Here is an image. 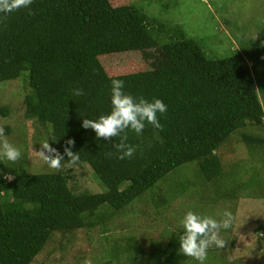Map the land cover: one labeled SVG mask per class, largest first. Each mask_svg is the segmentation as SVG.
<instances>
[{"label": "trees", "instance_id": "trees-1", "mask_svg": "<svg viewBox=\"0 0 264 264\" xmlns=\"http://www.w3.org/2000/svg\"><path fill=\"white\" fill-rule=\"evenodd\" d=\"M148 27L129 0H32L27 8L0 13V82L23 78V114L41 126L30 133L35 145L48 141L63 154L65 141L74 140L77 164L88 163L102 184L99 191H75L67 171H28L22 155L15 163L0 160V264H29L55 233L103 226L174 173L172 192L199 184L214 191V183L225 178L216 148L239 128L264 129V102L254 80L264 73V24L239 42V50L223 56L206 55L199 40L181 30L160 42ZM113 79L123 80L125 93L137 99L167 105L166 113L157 114L162 129L146 123L142 134L126 130V143L136 147L130 159L117 158L120 137L106 141L81 127L82 119L110 113ZM77 88L85 94L74 95ZM7 110L0 106L2 116ZM3 127L7 134L9 126ZM240 138L253 152L264 148V133L242 132ZM188 162L197 166L195 181L187 180L194 164L180 168ZM165 199L153 198L159 206ZM188 211L198 214L193 208L184 214ZM257 218L261 223L253 232L264 247V234L258 235L264 218ZM175 229L151 244L149 264H184L191 258L179 250L183 228ZM132 241L112 246L126 253L128 262L136 258Z\"/></svg>", "mask_w": 264, "mask_h": 264}, {"label": "rangeland", "instance_id": "rangeland-1", "mask_svg": "<svg viewBox=\"0 0 264 264\" xmlns=\"http://www.w3.org/2000/svg\"><path fill=\"white\" fill-rule=\"evenodd\" d=\"M129 1L144 13L148 29L158 41L175 38L176 33L181 30L185 36L199 40L202 50L208 56H223L239 50V44L253 37L264 24V0ZM155 26H158L160 31L156 32ZM118 58L115 57L117 60ZM124 58H128V55H124ZM254 80L258 87L259 100L264 102V73H259ZM26 90L21 77L0 82V106L8 107L7 115L2 116L0 113V126H9V132L5 135L10 143L20 149L26 170H49L51 168L35 152L40 150L34 142L36 137L34 134L30 135L32 132H38L41 126L36 123L34 117L23 114L22 97ZM242 132L262 136L264 129L252 126L239 128L216 148L214 153L218 156L222 168H225L223 171L226 174L223 173L225 178L222 175V178L214 183V191L199 184L197 187L190 185L180 193L172 192L174 185H171L178 178H175L178 173H174L161 180L157 188L145 191L103 226L76 229L64 236L55 233L29 264H65L75 259L90 264H149L148 251L151 244L163 241L165 230L182 227L180 223L184 213L191 208L200 215L217 220L222 219L225 211L231 212L234 217L232 227L220 232L227 248L210 247L204 264H264V254H261L264 247L257 241L253 232L261 223L257 217L264 218V148L255 152L246 148L240 138ZM0 160L1 163L7 161L4 158ZM192 164L194 162H188L180 168ZM190 169L187 180L191 182L197 178L194 176L197 166L194 164V168L192 166ZM62 170L71 175L68 185L75 191L95 192L102 189L100 180L96 178L88 163L71 167L64 165ZM232 181L233 183H229ZM198 182L199 179L196 183ZM231 192L233 196L229 195ZM158 194L166 198L164 206L156 205L153 200ZM257 211H261L260 216ZM240 229L246 230L240 232L243 233L241 236ZM260 233L263 235L264 231H260L258 235ZM131 237L136 258L128 262L126 253L117 251L112 246L123 245L129 238L131 240ZM219 249L225 250L226 254H220ZM184 264L200 262L189 258Z\"/></svg>", "mask_w": 264, "mask_h": 264}, {"label": "clouds", "instance_id": "clouds-1", "mask_svg": "<svg viewBox=\"0 0 264 264\" xmlns=\"http://www.w3.org/2000/svg\"><path fill=\"white\" fill-rule=\"evenodd\" d=\"M32 0H0V13L8 14L21 8H27ZM125 83L120 79L111 81V111L107 115H101L97 119H82L81 127L91 129L96 137L106 141L114 137H120V142L114 147L120 153L117 158H132L136 152V147L126 143V130L130 129L136 134H142L145 124H150L155 129H162L157 114H164L167 105L159 99L149 102L143 97L135 98L124 91ZM84 90L77 88L74 95H84ZM124 133V135H122ZM55 141V139H53ZM74 140L65 141L63 154L56 148L51 147L48 141L40 145V150L35 151L37 156L51 169L59 171L64 166L62 162L67 156L68 166L71 167L79 162V152H73ZM19 148L10 143L5 135L4 127L0 126V158L9 162H17L21 159ZM234 217L231 212L225 211L223 217L217 220L210 216H201L192 211H188L181 225L183 234L179 237V250L186 256L204 264L207 259L210 247L224 248L226 241L221 237V230H228L232 227ZM90 264V262H87Z\"/></svg>", "mask_w": 264, "mask_h": 264}]
</instances>
